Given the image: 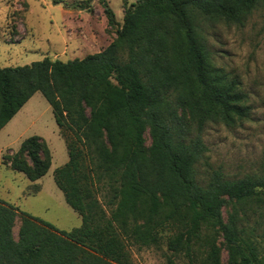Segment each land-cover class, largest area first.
Here are the masks:
<instances>
[{
  "label": "trees",
  "instance_id": "16d2710c",
  "mask_svg": "<svg viewBox=\"0 0 264 264\" xmlns=\"http://www.w3.org/2000/svg\"><path fill=\"white\" fill-rule=\"evenodd\" d=\"M101 3L116 26L104 49L0 67V129L41 93L68 155L53 180L81 219L59 230L0 200V264H133L143 248L164 264H264V168L237 179L212 169L204 184L196 168L205 124L247 115L237 81L211 66L200 21L243 25L264 0H136L120 25ZM2 163L33 182L51 153L31 135Z\"/></svg>",
  "mask_w": 264,
  "mask_h": 264
},
{
  "label": "rangeland",
  "instance_id": "374dc122",
  "mask_svg": "<svg viewBox=\"0 0 264 264\" xmlns=\"http://www.w3.org/2000/svg\"><path fill=\"white\" fill-rule=\"evenodd\" d=\"M102 0H0V67L30 64L49 57L62 61L98 52L116 37L109 26ZM136 0H104L112 10L116 25L124 9ZM199 37L209 52L211 66L235 79L244 94L247 115L231 124L206 123L202 139L207 148L197 168L204 184L207 171L219 170L229 179L260 174L264 168V8H256L243 25L223 20H201ZM40 92H35L0 129V159L12 155L21 141L31 135L42 137L51 153L47 173L30 181L7 163L0 165V200L56 229L70 230L81 223L79 214L64 200L53 180L55 168L68 159L51 108ZM193 133V130H191ZM145 144L150 142L143 133ZM19 219H15L16 238ZM164 249V245L162 246ZM133 264H164L161 250L132 249ZM226 262L227 254L221 250Z\"/></svg>",
  "mask_w": 264,
  "mask_h": 264
}]
</instances>
